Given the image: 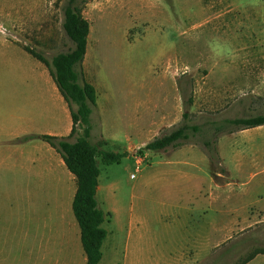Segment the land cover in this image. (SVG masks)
<instances>
[{
    "label": "rangeland",
    "instance_id": "obj_1",
    "mask_svg": "<svg viewBox=\"0 0 264 264\" xmlns=\"http://www.w3.org/2000/svg\"><path fill=\"white\" fill-rule=\"evenodd\" d=\"M65 1L0 0V79L40 78L34 68L37 61L25 47L47 60L72 48L61 27ZM82 1L89 33L81 77L96 93L90 141L99 150L127 154L108 165L96 156L99 203L105 212L102 227L126 224L133 197L137 213L146 217V264H176L184 245L183 239L178 244L176 239L185 216L176 221L175 208L185 207L189 186L203 194L209 177L212 188L240 178L248 185L212 189L213 207L225 204L240 216L248 204L264 209V175L249 179L264 166V158L244 167H226L219 151L222 147L226 155L230 146L264 145V125L217 135L211 126L264 114V0ZM189 96L192 105L186 103ZM183 111L188 112L187 122L199 125L205 135L167 151L143 150L155 137L178 127ZM203 140L216 150L218 162L209 161ZM259 154L264 156V148ZM184 155L191 157L186 164L174 162L167 168L168 161L183 160ZM64 172V167L53 166V180L45 183L49 191L40 197L0 196V264H62L69 259V222L76 221L71 202L59 197L69 181ZM110 194L118 219L110 215L115 205L103 199ZM63 204L68 214L62 213ZM252 207L247 206L248 215ZM111 231L116 250L111 252L105 239L101 264H123V234ZM255 249L264 250V221L227 230L202 261L191 264H241ZM251 264H264V257Z\"/></svg>",
    "mask_w": 264,
    "mask_h": 264
},
{
    "label": "crops",
    "instance_id": "obj_2",
    "mask_svg": "<svg viewBox=\"0 0 264 264\" xmlns=\"http://www.w3.org/2000/svg\"><path fill=\"white\" fill-rule=\"evenodd\" d=\"M34 68L40 77L37 80L0 79V196H5L8 199L33 198L37 193L40 197L45 191H49L48 184L53 180V166L66 169L60 156L46 142L35 137L43 135L67 137L72 127L68 106L44 65L37 61V67ZM263 148L264 145L245 144L241 148L230 146L227 148L229 151L226 155H223L222 147H219V151L224 166L238 168L248 166L254 162L255 158L263 159L264 156L259 154ZM184 157L183 160L168 161L167 168L174 166V162L182 161V164H186L185 161H189L191 158L188 155H184ZM154 165L159 166V164ZM170 172H174V170ZM64 173L69 181H67L66 187H63L59 197L64 200L67 198L65 203L67 204L68 201L69 204L72 203L76 188L75 186L71 190L69 182L71 185L73 183L75 185V179L68 171ZM263 175L264 166L252 171L249 174V179ZM185 176H189V174ZM186 180L191 181V178L188 177ZM241 181L240 178H235L234 183H226L224 186L213 184L212 188V180L209 177L208 192L202 194L201 191H198L195 193L193 187L187 188L189 189L188 202L185 203V207H180L177 204L175 208L176 221H179L180 215L185 216V224L181 229H178L179 238L176 239L177 244L182 239L184 241L183 248L178 250V255L174 259L176 264L200 262L208 255L213 245L219 244L227 230L241 229L244 224H250L252 221L255 224L264 221V209L256 210L250 204L248 205L253 208V213L251 215L246 213L247 205L244 208V216H240L234 209L224 207L225 204L218 209L213 207L216 198L212 189H226L231 184L241 188L248 185V181ZM238 193L234 192L235 195ZM256 197H260L259 192H256ZM95 198L100 208L98 187ZM103 199L107 204L115 205L111 208L110 215L111 219H118L119 211L114 196L110 194ZM130 199L126 224H118L116 228H106L105 239H108L106 243L111 247V252H114L116 248L111 243L114 232L111 230L121 231L123 234V251L121 253L123 264H146L148 260L146 217L137 213L135 200L133 197ZM62 213H67L65 205ZM160 213L164 215L165 208ZM69 225L71 227L70 240L68 241V255H66L69 259L67 258L62 264H85L86 257L80 242L78 224L77 222L73 224L70 221ZM180 230L183 232L182 234ZM102 248L103 244L100 264L104 260ZM189 250H192V253ZM259 257L264 256L257 255L246 264H251Z\"/></svg>",
    "mask_w": 264,
    "mask_h": 264
},
{
    "label": "trees",
    "instance_id": "obj_3",
    "mask_svg": "<svg viewBox=\"0 0 264 264\" xmlns=\"http://www.w3.org/2000/svg\"><path fill=\"white\" fill-rule=\"evenodd\" d=\"M82 3V0H66L61 9L63 15L61 27L64 35L72 44L70 50L57 53L50 60L45 59L40 52L34 49L25 47L24 51L44 65L68 106L72 127L67 137L43 135L35 138L46 142L60 156L67 171L73 175L76 188L71 210L80 230V242L86 257L85 264H99L102 256L101 247L107 232L102 227L105 214L98 207L95 198L100 175L96 156H100L102 163L108 165L118 162L127 154L99 150L90 141L92 130L90 116L95 107L96 93L93 86L81 77L80 65L86 53L89 33V24L81 13ZM192 102L193 98L189 96L186 103L192 105ZM187 119L188 112L183 111L182 121L178 127L167 134L155 137L143 147V150L164 151L177 148L191 138L202 137L204 132L201 127L189 124ZM263 125L264 114L224 119L211 124L213 135L232 130L253 129ZM71 138L74 140L69 141ZM202 144L210 154L209 161L218 162L216 150L210 147V142L203 140ZM218 174L221 173L218 172ZM257 255L264 256V250H253L241 264H246Z\"/></svg>",
    "mask_w": 264,
    "mask_h": 264
}]
</instances>
